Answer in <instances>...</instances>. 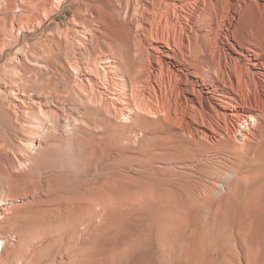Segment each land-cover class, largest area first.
<instances>
[{
  "label": "bare ground",
  "instance_id": "1",
  "mask_svg": "<svg viewBox=\"0 0 264 264\" xmlns=\"http://www.w3.org/2000/svg\"><path fill=\"white\" fill-rule=\"evenodd\" d=\"M69 4L46 35L31 13L36 42L18 35L1 54L0 151L24 163L70 137L84 156L73 184L60 170L42 178L52 198L36 214L84 236L137 206L158 242L178 240L166 264H264L252 198L264 193V0Z\"/></svg>",
  "mask_w": 264,
  "mask_h": 264
},
{
  "label": "rangeland",
  "instance_id": "2",
  "mask_svg": "<svg viewBox=\"0 0 264 264\" xmlns=\"http://www.w3.org/2000/svg\"><path fill=\"white\" fill-rule=\"evenodd\" d=\"M71 1L0 0V38L4 42V46H0L1 63L8 65L12 56L9 54L5 58L1 54L15 46L18 35L25 34L22 44L36 42V35L26 33L27 25L35 29L37 24L43 25L46 35L57 23L64 24L75 8L69 4ZM42 4L47 11L63 4L64 13L54 15L50 12L46 15L40 8ZM241 4L245 7L250 3ZM33 12L42 22L36 21V24L30 21L33 19L28 17ZM254 32L264 36L259 29ZM9 139V135H4L0 129V146L8 144ZM83 162L80 144L70 137L46 154L35 152L24 163L11 150L0 151V264H166L171 252H178L176 237L168 234L158 242L152 211L142 212L137 206L124 207L119 220L97 222L95 231L84 236L67 234L72 225L64 221L55 223L46 217H39L36 212L45 208L42 202L52 198V195L42 191V178L48 172L60 174L63 171L68 175L62 181L63 185H71L81 175ZM141 190H137L136 194L142 195ZM252 198L262 206L264 213V193L254 191ZM185 206L188 210L193 208L189 201ZM253 223L256 228H262L264 214L254 213ZM164 227L166 225L162 223L160 229L164 231ZM208 229L209 236L214 234ZM160 245L166 247L165 251H159ZM226 251L232 252L231 248Z\"/></svg>",
  "mask_w": 264,
  "mask_h": 264
}]
</instances>
